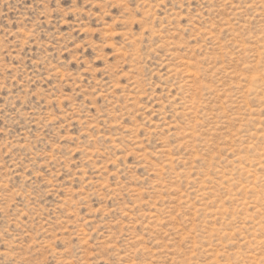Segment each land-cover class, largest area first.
<instances>
[{"label": "rangeland", "instance_id": "374dc122", "mask_svg": "<svg viewBox=\"0 0 264 264\" xmlns=\"http://www.w3.org/2000/svg\"><path fill=\"white\" fill-rule=\"evenodd\" d=\"M0 264H264V0H0Z\"/></svg>", "mask_w": 264, "mask_h": 264}]
</instances>
